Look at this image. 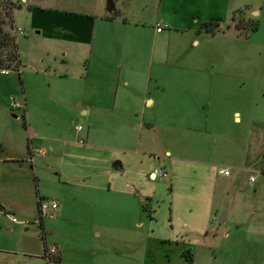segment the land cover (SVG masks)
Segmentation results:
<instances>
[{
	"label": "rangeland",
	"instance_id": "obj_1",
	"mask_svg": "<svg viewBox=\"0 0 264 264\" xmlns=\"http://www.w3.org/2000/svg\"><path fill=\"white\" fill-rule=\"evenodd\" d=\"M112 5L116 13L114 21L107 20L113 13L108 11ZM180 16L182 23H177ZM168 17L174 19L171 27L186 25L192 37L194 30L217 34L216 24L224 25V35L219 37L197 35L207 50L208 62L227 65L226 69L222 66L211 71L216 77H260L264 90V0H29L24 3L0 0V24L12 34L14 28L22 31L15 35L21 61L31 55L32 47H44L47 36L57 29H90L93 37L96 36V44L114 45L116 51L118 38L115 40L112 35L126 28L143 34L140 46L144 49L140 48L139 54L128 52V56L139 57L136 63L143 66L147 77L162 72L155 65L150 75L151 62L145 60V52L150 49L148 42L157 25L167 32ZM203 19L214 22L206 28ZM233 21L240 35L233 31ZM191 35L181 32L175 35L172 48L184 50L174 55L181 56L173 58L179 63H188L189 50L203 49L188 44ZM131 38L135 40L130 41ZM131 38L128 37V46L136 47L137 35ZM27 39L30 41L25 43ZM237 62L241 68H237ZM8 70L11 83L6 85L0 79V149L1 145L4 148L24 145L27 153L28 111L24 114L10 108L11 99L24 102V84L17 69ZM174 72L177 79L198 76L189 69ZM90 80L100 81L103 95L115 94L109 82ZM249 89L247 85L245 112H251V118L236 127L238 138L232 139L243 151L237 165L248 173L241 184L230 188L229 202L225 200L227 187L221 170L232 171V157L222 155L223 149L216 154L208 144L210 135L204 133L205 123L194 122L191 117H162L148 111H130L128 115L93 111L86 116L77 111L75 116L66 118L63 127L70 137L76 136L78 127L83 129L82 138L88 131L93 134L94 130L99 132V127L103 128L101 143L97 141L99 147L92 146L94 151L88 157L114 163L118 173L111 166L110 174L102 179L87 180L93 171L81 165L75 166L85 176L81 179L73 178L74 171L69 167L49 168V152L44 157L37 155L33 164L28 162V156L21 155L15 156V162L0 161V264H264V140L262 144L258 141L264 130V92L255 100ZM120 91L123 96V93L143 96L136 88L121 86ZM137 103L143 104L142 99ZM177 120L183 125H175ZM143 121L174 127L179 137H188L192 144L185 141L182 145H171V150L181 158L157 161V155L162 157V149L151 143L147 154L154 156L143 157L140 164V158L133 152L138 147L136 142L146 140L149 134L146 128L136 129ZM124 137H132L136 142ZM233 150L236 155L237 149ZM4 157L6 152L0 150V160ZM212 167H216V177L211 181L206 175ZM156 170L167 177L153 179L151 174ZM252 177L256 182L250 187L248 180ZM39 198L56 203L59 208L52 217L47 215L43 225H40ZM233 203L240 205L238 212L230 211ZM207 231L209 235L205 236ZM45 247L54 248L59 259L48 261Z\"/></svg>",
	"mask_w": 264,
	"mask_h": 264
},
{
	"label": "crops",
	"instance_id": "obj_2",
	"mask_svg": "<svg viewBox=\"0 0 264 264\" xmlns=\"http://www.w3.org/2000/svg\"><path fill=\"white\" fill-rule=\"evenodd\" d=\"M21 1L24 3L29 0ZM207 3H211V1ZM207 3L204 5L210 6ZM114 10V5L109 6L108 11L113 13L107 16V20L114 21L116 16ZM177 18H179L177 23H182L183 17ZM172 20L174 19L167 18L169 24L167 32L166 30L158 32L157 27L155 28L148 42L150 49L145 52V60L147 59L148 63L151 62L150 75L153 73L152 70L155 65L162 70L156 77L145 76L143 66L136 63V60H140L139 57L137 59L136 55L133 58L128 56V52L135 53L139 51L143 34L141 32L133 33L131 30H126V28L112 35L115 40L118 38L116 40V51H114V45L96 44V36L93 37V31H90V29L81 31L79 29L64 28L63 30L52 31L47 36L44 47L38 49L32 47L31 55L26 58L23 57L22 61L19 57L20 67L18 68L21 71L18 72V75L24 84L22 96L29 116V124L26 129L30 134L27 144L28 152L25 153L24 145L21 148L12 146L4 148L1 145L0 150L2 153L6 152L7 157L0 161L15 162L17 160L15 156L21 155L28 156V162L33 164L34 162L30 161V148L32 145L35 149V145L37 148L35 150H45V155L42 157L47 156L49 152L47 159L49 168L53 165H59L61 170L69 167L74 171L71 176L81 179L85 176L79 174L75 167L81 165L87 170L91 169L93 171L86 177L87 180H89V177L102 179L110 174L111 166L118 173V166L114 163H110V161V164L108 161L102 163L99 159L88 157L94 151L91 149L92 146L99 147L97 141L101 143L103 128L99 127V132L94 130L93 134L88 131L84 138L81 135L83 129L80 132L77 131L75 137H70L63 127V121L66 118L75 116L77 111L86 116L93 113V111L101 113L110 111L118 115L122 112L128 115L131 112L148 111L162 117L187 119L191 117L194 122L201 120V123H205L204 133L210 135L211 141L208 144L217 152L216 154H219L220 149H223L222 155L232 157L234 167L230 176L224 178L227 191L223 194L226 197L225 200L229 202L230 188L236 184H241L242 178H245L248 173L246 169H242L241 166L237 165L243 154L242 149L232 143L233 137L238 138L236 127L246 121L248 122L252 114L251 112H245L247 104L246 86H249L251 95L256 100L258 95L264 92L262 89L263 80L260 77H253V79H246L245 77L239 79L233 76L216 77V74L211 71L222 66L226 69L227 65L223 62L219 64L208 62L207 50L197 38V35L205 34L219 37L224 35V25L219 27L220 24H216L217 34L194 30L192 33L194 37H192L189 33L191 29L184 27L186 25L178 24L177 28L171 27ZM212 20L214 19H203L202 22L209 25L210 22H214ZM217 20L219 21V19H215V21ZM235 26L236 21H233L232 29L236 31L237 35H240ZM179 32L191 35L188 38V44L192 43L198 47H203V51L192 52L189 50L187 52L188 63H179L178 60H174L181 57H174V55L184 52V50L173 49L171 46L172 43L175 44V35ZM134 35H137L138 45L136 47L128 46V37L131 38ZM134 40L135 38H131L130 41ZM25 41V43H28L30 40ZM31 45L33 46V44ZM141 49L143 50L144 47ZM140 58L143 59V55H140ZM203 58L205 60H201ZM87 61H89V64H87ZM235 64H237V68H241L240 63ZM176 69H189L192 73H197L198 76L177 79L174 77ZM172 70L173 73H171ZM137 74H139L138 78H135ZM168 74H172V77ZM90 78L109 82V86L115 94L111 97L110 95H103L100 81L92 82ZM0 79L6 85H9L12 81L9 75H1ZM121 86H126L128 89L136 88V90L141 91L143 96L137 97L136 94L127 93H123L125 95L123 96L120 91ZM146 93L148 94L146 95ZM140 99H142L143 104L137 103ZM240 105L241 108L239 109ZM174 124L178 127L183 125L179 120L174 121ZM145 128L147 129L146 132L149 133L145 138L146 140L139 139V142H136L132 137H124V139H131L133 143L138 144L133 153L140 158V164L143 163V157L154 156L147 154L151 143H154V146L159 145L162 149V157L160 158V154L157 155V161L166 157H170V159L181 158L171 150V145H176V143L182 145V142L185 141H188L186 144H192L189 143L191 140L188 137H179L176 133L177 129L174 127L167 128L166 125H157L156 122L149 124L145 121L142 122L141 126L136 127V129L142 130ZM115 130L117 129L115 128ZM260 134L258 141L262 144L264 130ZM90 143L92 145H88ZM228 143L231 144L228 145ZM142 148H146L148 151L143 152L141 151ZM234 148L237 149L236 155L234 154ZM51 154L53 155L50 156ZM215 170L216 167H212V171L206 175L211 181L216 177ZM248 185L253 186L250 179ZM40 199L42 198H39L38 206ZM239 207L240 205L233 203L230 211L233 213L238 212ZM2 210L4 211V208ZM207 235H209L208 231L205 233V236ZM224 236L227 237V234ZM57 256L59 255L57 254Z\"/></svg>",
	"mask_w": 264,
	"mask_h": 264
},
{
	"label": "built area",
	"instance_id": "obj_3",
	"mask_svg": "<svg viewBox=\"0 0 264 264\" xmlns=\"http://www.w3.org/2000/svg\"><path fill=\"white\" fill-rule=\"evenodd\" d=\"M162 28L157 25V31L158 32H162ZM13 32H14V35H17V33H20L22 34V31H20L19 29L17 28H14L13 29ZM21 71L20 68L17 69V72ZM0 74L3 75V76H7L9 75V70L8 69H1L0 70ZM12 101V104H11V110L12 111H18V110H21L24 112V114L26 113V103L23 102L22 104L20 103H16L14 102V99H11ZM82 128L81 127H78L77 128V131H81ZM83 143V142H81ZM37 155H40V156H43L45 155V150H35L33 149L32 145H31V148H30V161L31 162H34V159ZM231 174V171L229 169H226V170H221V175L225 176V177H229ZM158 177H167V174L166 173H161L159 171H155L152 173V178L153 179H157ZM250 183L251 184H254L255 183V177H252L250 178ZM39 212H40V225H43V222H44V219L47 217V215L50 214V217H52V213L55 212L57 209H58V205L56 203H46L43 201V199H40L39 201ZM7 216H10L9 214H6ZM12 219V222L13 223H17L16 219L14 218H11ZM46 250H45V253H44V256L47 258L48 261H51V258H56L57 256V253L55 251L54 248L52 249H48V247H45Z\"/></svg>",
	"mask_w": 264,
	"mask_h": 264
},
{
	"label": "trees",
	"instance_id": "obj_4",
	"mask_svg": "<svg viewBox=\"0 0 264 264\" xmlns=\"http://www.w3.org/2000/svg\"><path fill=\"white\" fill-rule=\"evenodd\" d=\"M208 26L206 25V28ZM18 67H20V59L15 35L6 31L0 24V68L18 69ZM57 258L58 256L55 259Z\"/></svg>",
	"mask_w": 264,
	"mask_h": 264
},
{
	"label": "water",
	"instance_id": "obj_5",
	"mask_svg": "<svg viewBox=\"0 0 264 264\" xmlns=\"http://www.w3.org/2000/svg\"><path fill=\"white\" fill-rule=\"evenodd\" d=\"M14 117H16V116H14Z\"/></svg>",
	"mask_w": 264,
	"mask_h": 264
}]
</instances>
